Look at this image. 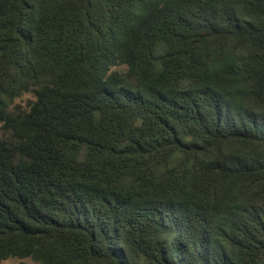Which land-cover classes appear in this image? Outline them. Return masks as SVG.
<instances>
[{
	"label": "trees",
	"instance_id": "trees-1",
	"mask_svg": "<svg viewBox=\"0 0 264 264\" xmlns=\"http://www.w3.org/2000/svg\"><path fill=\"white\" fill-rule=\"evenodd\" d=\"M0 124V264H264V0H0Z\"/></svg>",
	"mask_w": 264,
	"mask_h": 264
},
{
	"label": "rangeland",
	"instance_id": "rangeland-1",
	"mask_svg": "<svg viewBox=\"0 0 264 264\" xmlns=\"http://www.w3.org/2000/svg\"><path fill=\"white\" fill-rule=\"evenodd\" d=\"M29 98H33L32 95L30 93L23 95L21 98L17 99V103H21L23 105L27 104V100ZM2 135V130H1V124H0V137ZM24 261L27 262H32V260L30 258L27 259H23ZM21 261V259L18 258H9L7 260H4L1 262V264H18Z\"/></svg>",
	"mask_w": 264,
	"mask_h": 264
}]
</instances>
